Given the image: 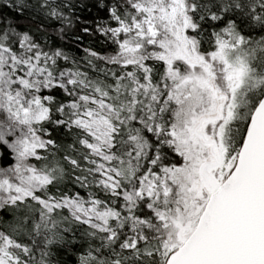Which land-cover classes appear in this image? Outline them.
I'll list each match as a JSON object with an SVG mask.
<instances>
[{"label":"snow or ice","instance_id":"1","mask_svg":"<svg viewBox=\"0 0 264 264\" xmlns=\"http://www.w3.org/2000/svg\"><path fill=\"white\" fill-rule=\"evenodd\" d=\"M0 264H264V0H0Z\"/></svg>","mask_w":264,"mask_h":264}]
</instances>
